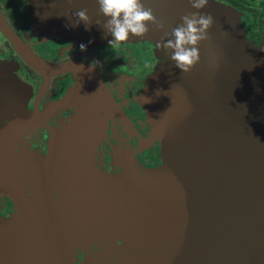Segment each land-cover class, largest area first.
Listing matches in <instances>:
<instances>
[{
  "label": "water",
  "instance_id": "1",
  "mask_svg": "<svg viewBox=\"0 0 264 264\" xmlns=\"http://www.w3.org/2000/svg\"><path fill=\"white\" fill-rule=\"evenodd\" d=\"M37 2L31 19L42 39L94 46L111 38L97 0H39V13ZM143 4L163 27L149 22L145 34L120 43L149 41L165 51V33L196 11L189 0ZM80 9L87 28L75 23ZM201 11L214 23L199 62L187 73L175 67L139 96L150 127L164 137L161 169L140 172L124 161L114 174L91 161L117 106L96 69L41 59L0 19L45 86L55 75L79 74L53 104L75 114L50 134L47 154L29 170L13 154L14 135L27 125L28 87L0 63V194L19 213L0 217V264H264V30L255 46L231 6L208 0Z\"/></svg>",
  "mask_w": 264,
  "mask_h": 264
},
{
  "label": "flooded vegetation",
  "instance_id": "2",
  "mask_svg": "<svg viewBox=\"0 0 264 264\" xmlns=\"http://www.w3.org/2000/svg\"><path fill=\"white\" fill-rule=\"evenodd\" d=\"M229 5L241 15V25L246 34L247 40L258 46L264 30V0H217ZM31 0H0V19L4 22L19 40H21L31 51L41 59L53 64L77 63L88 64L96 69L104 85L109 91L114 103L115 110L108 112L107 123L102 143L95 150V165L100 169L111 170L110 155L130 157L138 155L130 152L129 140L137 143V149L145 150L150 154L149 161H143L142 165L147 168H159L162 164L159 150L156 151V137L152 134L146 110L136 101L140 87L146 77L136 78V81L125 85L124 91L127 95L122 100L114 96V91L108 86L106 79L115 82H128L122 68L131 70L144 67H154L153 59L155 45L151 42L119 43L118 45H100L94 48L83 50L66 38L42 39L33 30L31 19ZM138 46L145 51L144 55L132 54L129 47ZM104 48V50L97 49ZM107 49V50H106ZM0 60H4L10 72L25 86L28 92L23 102L24 111L28 117L25 126L20 128L14 135L13 145L19 154L22 150L29 149L36 154V160L47 154L48 140L51 129L61 122L69 121L75 114L73 106L55 108L53 104L59 101L67 90L76 82L79 74L77 72H64L50 78L47 85H44V78L33 70L16 51L10 40L0 28ZM117 80V81H116ZM125 97V99H124ZM127 105V107H125ZM126 108V109H124ZM143 110V111H142ZM146 134V137L144 136ZM124 138L122 140L121 138ZM43 137V143L38 147H31L38 139ZM128 137V141L126 139ZM148 140V141H146ZM149 143L151 146H149ZM136 149V150H137ZM154 161L155 163H151ZM137 164V163H136ZM115 168L113 171H117ZM0 217L7 218L8 212L15 213L17 209L13 202L5 195L0 194ZM12 206V207H11ZM3 209V210H1ZM6 210V211H5ZM9 213V214H10ZM18 213V212H17Z\"/></svg>",
  "mask_w": 264,
  "mask_h": 264
},
{
  "label": "clouds",
  "instance_id": "3",
  "mask_svg": "<svg viewBox=\"0 0 264 264\" xmlns=\"http://www.w3.org/2000/svg\"><path fill=\"white\" fill-rule=\"evenodd\" d=\"M193 9L184 14L180 23L171 29L169 36L163 41V47L170 52V59L174 66L182 73L189 72L199 62V44L208 39V30L214 23L210 13L201 11L208 4V0H189ZM100 14L104 17L103 28L110 35L108 45H118L129 39L130 35L140 36L148 31L149 22L163 27L157 21L152 10L145 7L143 0H97ZM75 23L90 24L86 9L74 13ZM85 45L81 44L83 50ZM161 47V44H157Z\"/></svg>",
  "mask_w": 264,
  "mask_h": 264
},
{
  "label": "rangeland",
  "instance_id": "4",
  "mask_svg": "<svg viewBox=\"0 0 264 264\" xmlns=\"http://www.w3.org/2000/svg\"><path fill=\"white\" fill-rule=\"evenodd\" d=\"M37 1L39 2V0H37ZM38 2H37V13L41 12V9H42L41 7H39L40 5L38 6ZM237 13H238L239 21H240V24H241V15H240V13L238 11H237ZM262 23H263V20H262ZM241 27H242V25H241ZM245 37H246V34H245ZM139 42H144V41H139ZM147 42H149V41H147ZM89 45H90L89 43L85 44L84 48H94V47L100 46V44L99 45H94V46H89ZM103 45L106 46V45H108V43L107 44H103ZM155 46H157V45L155 44ZM79 47L81 48V45ZM101 49H102V51L104 50V48H100V49H97L96 51L98 52V50H101ZM129 50L131 51L132 54H136V55L137 54L138 55H144L145 54V51H143V49L138 47V46H135V47L130 46ZM152 58H154L153 59L154 60L153 61L154 67L151 66L149 69H145L144 67H139L137 69L133 68L131 70H128V68L127 69L122 68V71H120V72L124 73V75L125 76L127 75V77H128V82L126 84H124L122 81L119 82L117 80H116L117 82H115L111 78L110 79H106V81L108 83V86L113 89L114 96L118 100H122L123 99L122 97L127 95V92L124 91L125 85H128L129 83H132V82L136 81V78H139V77H142V76L146 77L145 78L146 80L143 81L142 86L139 89L140 92H137L138 96H137L136 101L138 102L139 99H140L139 98L140 95H142V94L143 95H147L148 93L151 92L152 85L157 86V85L161 84L166 78L172 77V75L174 74L173 70H174L175 66L172 63L171 59H170V52L168 50L165 49V51H163V50H160L159 48L155 47L154 57H152ZM0 63L1 64H5V65H9L4 60H0ZM169 68H171L172 70H170ZM124 99H125V97H124ZM125 107H127V105H125ZM124 109H126V108H124ZM143 113L147 114V116H148V112L145 113V111H143ZM157 113H158V115L160 114L159 111ZM107 116H108V113H107ZM61 124L62 123H60L59 125H56L53 129H51V133L50 134H53L56 130H58L61 127ZM106 124L108 125V123H106ZM150 129H151L152 134L156 137V139H154L156 141V144L154 145V148H155L156 151H158L160 149L159 150V155L161 157L162 144H163L164 137H162L161 135H156L154 133V130L151 127H150ZM100 134H101V132H100ZM102 134H104V132ZM144 136L146 137V134H144ZM101 137H102V135L100 136L99 140L95 143V149L91 150L90 154H91V161L92 162L95 161L94 160L95 159L94 156L96 154L95 150L98 148L100 143H102ZM121 139L124 140L123 136H122ZM127 141H128V137L126 139V142ZM146 141H148V140H146ZM48 142H50V140H48ZM42 143H43V137L38 139L37 142L33 143L31 145V147L32 148L33 147H38ZM128 143L130 145V152L129 153H133L134 152L135 154H138V155H136V156L130 155V157H125V156L121 157L120 155H115V154L112 153V155H110V157H111L110 166L113 167V169H111L109 171L105 170V169H101L102 171H105V173H107V174H110V173L114 174L116 172H119V171H121V166H122L121 164L124 161L127 162V163H132L133 164V168L135 170H138L137 167H139L140 168V172L142 171V169H151V168H147V167L142 165L143 161H149L150 158H148L147 156L150 157V154L146 153L145 150L137 149L139 147H138L137 143H135L134 141H130L129 140ZM14 146H13V149H14V153L13 154H15L17 156V158H18V160L20 162V165H22L23 163H26V164L31 166V168L29 170L34 169L35 168L34 167L35 163L39 161V158L36 160V158H37L36 154L34 152H32L31 149L26 151L27 150L26 146H25V149L22 150V153L19 154L17 151H15ZM149 146H151L150 143H149ZM47 151H48V149H47ZM151 163H155V162L152 161ZM94 165H95V163H94ZM26 167L27 166H25V168ZM97 168H99V167H97ZM115 168H118V170L117 171H113ZM155 169H157V168H154V170ZM160 169H161V166L158 168V170H160ZM26 172L27 171H24V173H26ZM104 193H105V191L103 192V195H102V203L101 204H105V201H106ZM91 198H92V196H89L88 199L92 200ZM0 207H5V206L2 205V203H1ZM1 210H3V209H1ZM9 213H10V211L8 212L7 215H11L14 218L16 216L18 218V216H19V213H17V212L10 213V214ZM11 216L7 217V218H12ZM19 219H20V217H19Z\"/></svg>",
  "mask_w": 264,
  "mask_h": 264
},
{
  "label": "bare ground",
  "instance_id": "5",
  "mask_svg": "<svg viewBox=\"0 0 264 264\" xmlns=\"http://www.w3.org/2000/svg\"><path fill=\"white\" fill-rule=\"evenodd\" d=\"M88 200L90 201V199L87 198V201H88Z\"/></svg>",
  "mask_w": 264,
  "mask_h": 264
}]
</instances>
